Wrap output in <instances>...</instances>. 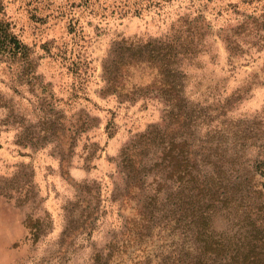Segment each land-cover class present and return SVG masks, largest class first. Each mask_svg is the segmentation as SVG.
<instances>
[{
	"label": "rangeland",
	"instance_id": "374dc122",
	"mask_svg": "<svg viewBox=\"0 0 264 264\" xmlns=\"http://www.w3.org/2000/svg\"><path fill=\"white\" fill-rule=\"evenodd\" d=\"M148 41L171 85L130 55ZM263 160L264 0H0V264H95L145 195L177 215L201 181L241 180L250 202ZM214 214L216 235L261 226Z\"/></svg>",
	"mask_w": 264,
	"mask_h": 264
},
{
	"label": "trees",
	"instance_id": "16d2710c",
	"mask_svg": "<svg viewBox=\"0 0 264 264\" xmlns=\"http://www.w3.org/2000/svg\"><path fill=\"white\" fill-rule=\"evenodd\" d=\"M168 49L148 41L130 55L137 61L155 62L171 85L172 54ZM128 68L106 65V74L115 80ZM155 136L154 131L141 134L133 147L124 150L128 179L133 180L140 174L143 162L138 158L139 152L148 147ZM256 171L259 180L254 185L258 182L261 185L255 190L259 199L253 198L250 202L243 193L241 180L226 184L201 181L194 195V198L199 196L201 202L191 201L187 213L182 211L177 215L170 209L168 197L163 201L158 195H145L133 207L136 210L133 217L126 219L125 231L109 242L105 258L98 254L95 264H264V160L256 165ZM239 206L246 210L248 219L256 214L261 226H255L250 219V228L244 226V230L231 236L214 234L210 220L215 217V209ZM156 229L158 232L154 235ZM153 235L156 240L152 239Z\"/></svg>",
	"mask_w": 264,
	"mask_h": 264
}]
</instances>
